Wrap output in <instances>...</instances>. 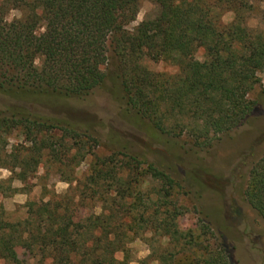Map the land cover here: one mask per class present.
I'll return each mask as SVG.
<instances>
[{
  "label": "trees",
  "instance_id": "trees-1",
  "mask_svg": "<svg viewBox=\"0 0 264 264\" xmlns=\"http://www.w3.org/2000/svg\"><path fill=\"white\" fill-rule=\"evenodd\" d=\"M140 1L0 0V169L11 173L0 195L16 192L11 180L36 172L47 145L61 149L54 153L59 168L93 158L81 183L88 197L76 204L67 197L30 203L26 217L10 223L0 203V264H28L17 261V250L29 254V264H129L127 244L144 234L161 243L150 245L141 264H231L221 243L203 246L202 237L212 236L206 224L198 235L179 229L176 179L136 155L97 154L96 136L59 108L100 88L112 66L129 109L162 135L207 147L256 106L248 96L264 73V0H149L161 40L149 56L177 66L173 76L144 67L142 42L126 29ZM251 1L260 7L258 29L243 18ZM12 11L18 16L8 20ZM226 12L229 24L221 20ZM199 48L202 61L194 58ZM243 196L264 220V153ZM86 200L100 213L72 214Z\"/></svg>",
  "mask_w": 264,
  "mask_h": 264
},
{
  "label": "rangeland",
  "instance_id": "rangeland-1",
  "mask_svg": "<svg viewBox=\"0 0 264 264\" xmlns=\"http://www.w3.org/2000/svg\"><path fill=\"white\" fill-rule=\"evenodd\" d=\"M251 7L250 12L243 13V18L249 28H261L260 7L252 1ZM157 13L153 3L141 0L134 21L126 29L142 42L146 54L142 65L154 73L173 76L179 71L177 66L149 56L161 43L153 28ZM17 16L18 12L12 11L7 18ZM232 19L233 14L226 12L221 20L229 24ZM194 58L202 61L203 49H197ZM39 64L38 59L36 65ZM111 73L113 68L109 66L100 88L84 100L66 102L59 110L96 136L97 154L123 151L136 155L176 179L181 186L177 198L184 208V215L178 221L182 232L196 230L198 235L203 222L212 232L209 238L208 235L202 237L203 246L208 242L221 243L231 264H264V220L243 196L250 169L264 153V73L259 74L260 84L248 96L256 103L253 112L240 126L212 138L204 148L193 147L188 137L170 138L154 130L147 120L126 106L120 81ZM17 143L18 140H11L9 146ZM60 150L56 145H47L36 172L24 182L11 180L16 192L0 195L8 222L23 220L30 203L67 197L76 204L80 197H88L86 193L81 194L84 192L81 183L90 173L93 158L86 156L79 164L73 161L71 167L74 168H59L54 153L59 151L60 154ZM10 177L8 170L0 169V181H8ZM67 179L72 182L68 183ZM7 185L5 183V187ZM72 210V214L76 212L78 216L100 213L99 204L90 200L78 207L72 206ZM150 237L149 234L137 236L127 244L129 264H141L150 254V245L154 248L160 245L158 237ZM116 257L120 260L122 254ZM17 259L19 263L31 262L29 254L23 250H17Z\"/></svg>",
  "mask_w": 264,
  "mask_h": 264
}]
</instances>
